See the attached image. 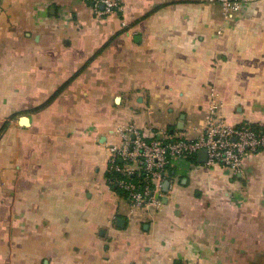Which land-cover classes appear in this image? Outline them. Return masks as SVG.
<instances>
[{"label":"crops","instance_id":"crops-1","mask_svg":"<svg viewBox=\"0 0 264 264\" xmlns=\"http://www.w3.org/2000/svg\"><path fill=\"white\" fill-rule=\"evenodd\" d=\"M119 1L0 0V264H264V151L171 170L158 212L106 182L128 124L194 140L214 99L264 131V0Z\"/></svg>","mask_w":264,"mask_h":264},{"label":"built area","instance_id":"built-area-1","mask_svg":"<svg viewBox=\"0 0 264 264\" xmlns=\"http://www.w3.org/2000/svg\"><path fill=\"white\" fill-rule=\"evenodd\" d=\"M95 17H108L121 11L119 0H82ZM246 0H218L221 16L229 21L236 16ZM119 146H108L106 182L122 194L132 211L145 213L162 209L164 184L168 173H186L196 164L201 150L207 153V167H221L233 175L242 173L245 159L264 151V131L247 124L230 125L220 114L216 100L205 112L200 135L190 140L183 136L162 133L149 139L135 124L118 129Z\"/></svg>","mask_w":264,"mask_h":264},{"label":"water","instance_id":"water-1","mask_svg":"<svg viewBox=\"0 0 264 264\" xmlns=\"http://www.w3.org/2000/svg\"><path fill=\"white\" fill-rule=\"evenodd\" d=\"M181 128H182V127H181V123H179V125H178V129H181ZM197 160H198V162L201 163V164L206 163V161H207V153H206L205 150H201V151L198 152V154H197ZM169 187H170V183H169V182H165V184H164V192H165V193L168 192ZM164 200H165V199H164ZM122 223H124V220H119V221L117 222V225H121Z\"/></svg>","mask_w":264,"mask_h":264},{"label":"trees","instance_id":"trees-1","mask_svg":"<svg viewBox=\"0 0 264 264\" xmlns=\"http://www.w3.org/2000/svg\"><path fill=\"white\" fill-rule=\"evenodd\" d=\"M255 129H256V131H259V129L258 128H256V127H254Z\"/></svg>","mask_w":264,"mask_h":264}]
</instances>
